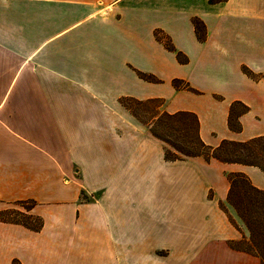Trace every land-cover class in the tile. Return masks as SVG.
<instances>
[{
	"label": "crops",
	"instance_id": "obj_1",
	"mask_svg": "<svg viewBox=\"0 0 264 264\" xmlns=\"http://www.w3.org/2000/svg\"><path fill=\"white\" fill-rule=\"evenodd\" d=\"M122 97L194 113L213 147L264 136V0H0V212L43 219L0 220V264H261L220 202L264 171L167 159Z\"/></svg>",
	"mask_w": 264,
	"mask_h": 264
},
{
	"label": "trees",
	"instance_id": "obj_2",
	"mask_svg": "<svg viewBox=\"0 0 264 264\" xmlns=\"http://www.w3.org/2000/svg\"><path fill=\"white\" fill-rule=\"evenodd\" d=\"M196 28L199 30V21H194ZM166 46L170 49H174V46L167 41ZM179 60H183L181 52H177ZM140 77L156 81V77L150 74L139 72ZM173 83L176 87L190 88L188 83H184L180 79H174ZM136 101L138 103H144L148 101H156L159 99H149L146 101H140L131 97H122L120 102L127 109L131 110L128 105V101ZM161 101V100H160ZM163 103V102H162ZM246 111L247 106L241 102H235L232 105V111L229 118V125L233 129H240L241 124L237 118L234 117L235 110ZM150 126V131L153 135L160 138L164 142L170 143L177 152H172L166 147L165 157L169 160L184 159L189 156H203L206 159L212 157L217 158L224 162H238L244 164H250L260 167L264 171V136L246 141H223L219 146L213 147L207 145L200 137L198 133L199 120L197 116L192 112L179 111L175 113H169L167 111H158L151 114L148 122H144ZM176 124L184 125L186 130L190 126H195L197 133L196 139L191 143V152L185 151L182 147H179L166 140L164 136L159 134L155 127L170 126ZM230 181V189L227 197V204L236 212L237 216L244 223L248 230L249 237H244L240 240L230 241V246L236 249L244 250L248 253L257 255L261 259V264H264V189L255 186L250 178L243 172H230L228 173ZM35 201H20L18 204L23 206L27 211L19 209H8L0 212V220L15 222L27 226L33 230H40L43 226L42 217L29 213L35 205ZM225 202H220L222 209L228 214L231 222L239 227V224L234 220L231 215L228 206ZM13 264H19L14 261Z\"/></svg>",
	"mask_w": 264,
	"mask_h": 264
},
{
	"label": "rangeland",
	"instance_id": "obj_3",
	"mask_svg": "<svg viewBox=\"0 0 264 264\" xmlns=\"http://www.w3.org/2000/svg\"><path fill=\"white\" fill-rule=\"evenodd\" d=\"M128 105L131 108V110H129L132 115H134L140 122L144 123V122H148L150 119L151 114L158 112V111H162L163 108V103L162 101H148V102H144V103H138L136 101H128ZM240 108L237 109V111H239ZM155 129L159 132V134H161L162 136H164L166 138L167 141L182 147L185 151L191 152L192 147H190L191 143L195 141L196 139V133L197 130L195 128V126H190L186 130L184 128V125L181 124H176L172 127L170 126H161V127H155ZM166 147L168 149H170L172 152H177V154H180L178 151L175 150V148L173 146L170 145V143L165 142ZM181 155V154H180ZM228 209L231 213V215L233 216L234 220L239 224H240L246 229L247 233L248 230L245 227L244 223L241 221V219L237 216L236 212L227 204ZM14 209L17 208H22L23 206L21 205H14L13 206ZM248 237H249V233H248Z\"/></svg>",
	"mask_w": 264,
	"mask_h": 264
}]
</instances>
